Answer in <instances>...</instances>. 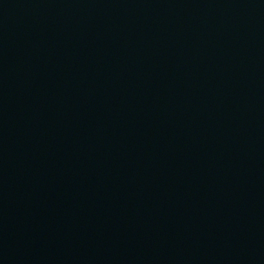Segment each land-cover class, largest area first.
<instances>
[{"label": "water", "instance_id": "water-1", "mask_svg": "<svg viewBox=\"0 0 264 264\" xmlns=\"http://www.w3.org/2000/svg\"><path fill=\"white\" fill-rule=\"evenodd\" d=\"M0 264H264V0H0Z\"/></svg>", "mask_w": 264, "mask_h": 264}]
</instances>
